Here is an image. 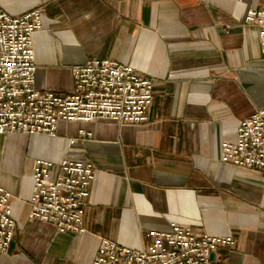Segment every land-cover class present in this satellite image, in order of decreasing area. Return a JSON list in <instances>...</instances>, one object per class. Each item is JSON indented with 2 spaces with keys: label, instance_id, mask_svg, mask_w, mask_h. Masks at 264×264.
I'll return each instance as SVG.
<instances>
[{
  "label": "crops",
  "instance_id": "crops-1",
  "mask_svg": "<svg viewBox=\"0 0 264 264\" xmlns=\"http://www.w3.org/2000/svg\"><path fill=\"white\" fill-rule=\"evenodd\" d=\"M263 0H0L19 15L43 8L33 34L35 86L66 95L71 67L108 57L155 79L148 120L59 121L55 136L0 134V185L10 193L13 237L0 264H92L101 237L144 247L171 222L231 236L215 264H264V181L223 159L239 121L264 107L257 27ZM83 128L90 138L69 145ZM90 159L95 177L83 233L29 218L34 160Z\"/></svg>",
  "mask_w": 264,
  "mask_h": 264
},
{
  "label": "built area",
  "instance_id": "built-area-1",
  "mask_svg": "<svg viewBox=\"0 0 264 264\" xmlns=\"http://www.w3.org/2000/svg\"><path fill=\"white\" fill-rule=\"evenodd\" d=\"M42 15L40 6L19 15L0 9V134L55 136L61 120L147 121L155 79L112 58L94 56L73 65V87L66 95L36 88L32 39L42 26ZM244 21L257 27L264 65V0L259 7L247 9ZM91 135L79 128L68 144ZM221 152L234 165L258 169L264 181V107L239 121L236 140L222 142ZM94 177L95 167L88 158L67 154L52 161L37 157L28 217L51 223L58 232H85L84 210ZM10 197V191L0 185V256L15 230ZM145 235L149 242L140 249L101 237L92 264H215L212 253L235 242L231 236L197 233L176 222L167 230H149Z\"/></svg>",
  "mask_w": 264,
  "mask_h": 264
}]
</instances>
